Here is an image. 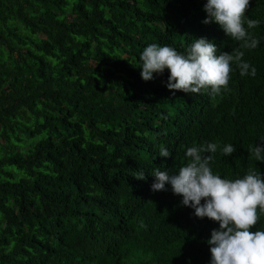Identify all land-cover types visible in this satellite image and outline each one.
<instances>
[{
	"label": "trees",
	"instance_id": "obj_1",
	"mask_svg": "<svg viewBox=\"0 0 264 264\" xmlns=\"http://www.w3.org/2000/svg\"><path fill=\"white\" fill-rule=\"evenodd\" d=\"M204 3L0 0V264H209L206 240L218 225L194 216L170 186L144 189L135 166L176 171L187 142L201 136L195 146L205 145L218 128L209 117L200 120L206 131L177 128L162 116L163 87L148 88L154 102L141 86L111 95L109 83L120 77L108 75L127 66L126 54L138 59L151 43L179 48L187 33L204 31L219 51H243L256 68L255 76L230 74L227 93L243 107L223 128L235 129L248 149L259 143L264 0H250L245 12L261 21L248 28L260 40L255 49L202 23ZM140 71L127 76L146 87ZM162 146L169 157L159 156ZM211 163L227 161L218 151ZM242 166L237 177L250 168L264 175L251 153ZM223 176L234 178L228 169ZM251 230H264V214Z\"/></svg>",
	"mask_w": 264,
	"mask_h": 264
},
{
	"label": "clouds",
	"instance_id": "obj_2",
	"mask_svg": "<svg viewBox=\"0 0 264 264\" xmlns=\"http://www.w3.org/2000/svg\"><path fill=\"white\" fill-rule=\"evenodd\" d=\"M249 3L250 0H205L206 18L202 23L213 22L219 36L243 41L244 48L255 49L260 40L252 36L248 28L258 26L261 21L245 15ZM176 45L181 48L148 44L138 59L126 54L127 66L122 69L120 65L115 66L108 73L120 77L109 83L112 84L109 93H126L141 86L154 102L148 88L158 84L167 91L162 96L165 106L162 116L177 128L206 131L200 120L209 117L218 129L210 133L213 136L205 141V145L195 146L201 136L189 140L186 163L176 171L156 167L150 174L147 167L135 166L138 178L143 179L141 186L148 190L151 187L152 191H165L166 185L170 186L172 193L181 197L180 204L194 210V216L206 218L203 223L218 225L206 240L209 264H264V230H251L264 214V175L256 168L248 169L242 177L235 175L236 170L243 169L242 163L250 153L258 161L257 167H264V136L248 149L240 142L235 129L223 128V123L240 113L243 107L239 96L227 93L230 74L239 71L241 76H255L256 68L243 59V51L235 50V54L219 51L204 31L194 36L189 32L186 42L179 41ZM139 68L141 79L149 81L146 87L127 76L132 70L137 76ZM167 71V78H162ZM153 132L150 136L155 139ZM218 151L227 164L216 166L211 163L213 154ZM170 154L166 146L159 150L160 157L167 158ZM143 159L151 157L146 155ZM127 167L133 168L134 162ZM224 169L230 170L234 178L224 177ZM152 176L154 181H151ZM132 189H136L135 185ZM110 211L113 216H120L118 209ZM116 223L114 220L113 227Z\"/></svg>",
	"mask_w": 264,
	"mask_h": 264
},
{
	"label": "rangeland",
	"instance_id": "obj_3",
	"mask_svg": "<svg viewBox=\"0 0 264 264\" xmlns=\"http://www.w3.org/2000/svg\"><path fill=\"white\" fill-rule=\"evenodd\" d=\"M115 209H116V208L108 207V208H107V212L110 211V210H113V211H114Z\"/></svg>",
	"mask_w": 264,
	"mask_h": 264
}]
</instances>
